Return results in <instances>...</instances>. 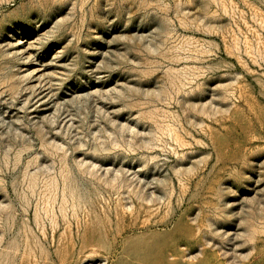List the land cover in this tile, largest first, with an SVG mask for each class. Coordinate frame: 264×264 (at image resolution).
I'll return each mask as SVG.
<instances>
[{
	"label": "rangeland",
	"instance_id": "obj_1",
	"mask_svg": "<svg viewBox=\"0 0 264 264\" xmlns=\"http://www.w3.org/2000/svg\"><path fill=\"white\" fill-rule=\"evenodd\" d=\"M0 264H264V0H0Z\"/></svg>",
	"mask_w": 264,
	"mask_h": 264
}]
</instances>
